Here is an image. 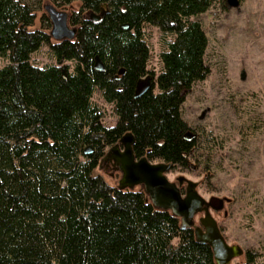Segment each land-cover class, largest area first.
Segmentation results:
<instances>
[{
    "label": "trees",
    "instance_id": "16d2710c",
    "mask_svg": "<svg viewBox=\"0 0 264 264\" xmlns=\"http://www.w3.org/2000/svg\"><path fill=\"white\" fill-rule=\"evenodd\" d=\"M49 1L58 8L79 2L68 18L77 27L73 39L53 40L42 11L36 25L43 0H0V57L7 59L0 66V264H215L210 245L181 228L179 217L97 171L126 131L137 157L170 162L171 170L192 159L211 169L215 139L199 129L187 139L195 128L181 107L210 71L206 32L191 17L213 0ZM88 11L104 13L91 19ZM147 25L164 44L157 74L149 68ZM42 45L57 63L32 61ZM147 73L151 88L134 97ZM95 91L113 106V125L103 124ZM243 255L239 264L255 263V251Z\"/></svg>",
    "mask_w": 264,
    "mask_h": 264
},
{
    "label": "rangeland",
    "instance_id": "374dc122",
    "mask_svg": "<svg viewBox=\"0 0 264 264\" xmlns=\"http://www.w3.org/2000/svg\"><path fill=\"white\" fill-rule=\"evenodd\" d=\"M238 1L237 6H229L228 0H213L206 11L191 17L206 32L210 71L185 93L181 112L191 127L214 137L217 146L209 160L211 169L192 159L187 169L174 168L167 176L174 180L183 174L199 181L198 191L205 198L230 196L227 215L220 211L213 213L214 217L228 243L250 248L257 254L254 264H264V0ZM78 6L74 1L60 9L69 18ZM41 11L43 7L38 11L37 26ZM145 32L150 43L149 68L157 74L161 68L159 53L164 47L162 35L151 25ZM32 61L40 66L57 63L48 45L35 51ZM5 63L7 59L0 57V66ZM64 63L71 65V61ZM93 101L103 112V124L113 125V106L99 91L93 94ZM97 171L109 184H117L119 173L111 169V163H101ZM243 261L241 255L228 264Z\"/></svg>",
    "mask_w": 264,
    "mask_h": 264
},
{
    "label": "water",
    "instance_id": "95a60500",
    "mask_svg": "<svg viewBox=\"0 0 264 264\" xmlns=\"http://www.w3.org/2000/svg\"><path fill=\"white\" fill-rule=\"evenodd\" d=\"M229 6H237L238 0H228ZM43 10L51 26L49 34L55 41L73 39L77 27L71 26L68 13L56 7L49 0L43 3ZM104 11L95 13L88 11L91 19H98ZM127 28V24H123ZM64 68V67H63ZM94 68L104 70V64L98 55L95 56ZM123 72V69L120 70ZM153 75L147 73L136 80L134 97L145 93L152 86ZM195 136L192 130L186 131V138ZM134 135L131 131L124 132L118 140L109 146L100 158L101 163H111V169L119 173L116 186L120 189L140 188L151 203L159 209L168 210L180 219L181 228L191 227L199 242L207 243L213 251L215 264H228L234 257L243 255L244 248L238 243H228L213 213L222 211L227 215L226 203L232 198L227 195H210L205 198L198 191L199 181L192 180L183 174L170 180L167 173L171 163L150 161L146 155L137 157L133 151ZM91 152L90 147L84 149Z\"/></svg>",
    "mask_w": 264,
    "mask_h": 264
},
{
    "label": "flooded vegetation",
    "instance_id": "af4514ba",
    "mask_svg": "<svg viewBox=\"0 0 264 264\" xmlns=\"http://www.w3.org/2000/svg\"><path fill=\"white\" fill-rule=\"evenodd\" d=\"M194 133H195V136L194 137H196L197 136V130H193V129H191ZM106 163V162H105ZM115 172V171H114ZM118 173V172H117ZM230 202H228V203H226V204H229Z\"/></svg>",
    "mask_w": 264,
    "mask_h": 264
}]
</instances>
